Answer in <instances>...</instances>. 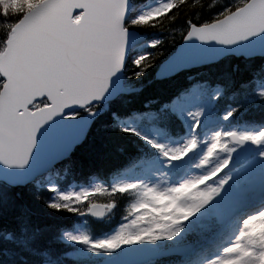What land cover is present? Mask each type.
<instances>
[{"label":"snow or ice","instance_id":"obj_1","mask_svg":"<svg viewBox=\"0 0 264 264\" xmlns=\"http://www.w3.org/2000/svg\"><path fill=\"white\" fill-rule=\"evenodd\" d=\"M262 5L264 0H241L231 7H225L216 19L207 23L196 25L189 22L184 39L195 38L203 43L214 41L216 44L227 46L259 36L264 33ZM180 6L182 5L174 6L165 15H172ZM118 7L97 3L96 0H45L44 6L34 18L11 39L7 52L3 53V58L0 60V130L5 145L11 143L15 146L21 160L19 168H24L28 163L38 130L45 123L70 105L83 107L93 101H99L109 88L110 78L121 71L126 49L127 27L138 26L137 20L140 15L125 26L123 21L126 15V0H123L122 12L117 11ZM114 12L116 23L122 29L119 35L122 58L118 70L111 71L108 68L109 57L102 51L104 26L101 20L107 21ZM22 16L23 14L0 17V20L18 24ZM204 27H211L213 33L208 36L199 35ZM228 34H234V38H226ZM7 39V34L0 35V41ZM159 43L156 41L151 46L156 47ZM134 64L140 69L136 76L142 75L143 71L151 66L150 59L145 56L136 59ZM259 95L264 97V91ZM37 113H46V118H38ZM230 115L231 113L224 118L228 119ZM221 135L234 137L238 141L234 146H240L246 142L252 144V139L256 135L264 136V130L239 135L234 131L217 132L204 152L206 157ZM147 142L158 151L162 148V145L155 144L151 140ZM189 143L195 144V140H190ZM233 151L235 147L228 149L227 154L230 156ZM261 155L264 156V153ZM228 163L229 160L224 159L219 167L206 177L202 185L218 175ZM227 182V179L221 180L211 190L213 194L196 206L183 222L208 205ZM179 186L178 184L173 190ZM117 193H123V189H119ZM48 207L56 209L57 205L50 203ZM258 216H264V210L248 216L242 223L246 224L250 219ZM180 231L178 226L166 239H173ZM238 241L237 235L234 242L224 247L222 252L230 253ZM75 242L82 241L77 239ZM138 242H140L139 238H134L124 245ZM154 242L156 241L150 243ZM259 251L256 250L257 254ZM211 264H215V260Z\"/></svg>","mask_w":264,"mask_h":264},{"label":"trees","instance_id":"obj_2","mask_svg":"<svg viewBox=\"0 0 264 264\" xmlns=\"http://www.w3.org/2000/svg\"><path fill=\"white\" fill-rule=\"evenodd\" d=\"M4 2L8 4L5 0H0V17L23 14L28 9V7L25 9H11L10 4L4 7ZM224 3L225 6H223ZM177 5L182 6L178 7V10L172 15L166 16L163 14L159 16L162 19L154 17L141 23L137 22L138 26L129 27L144 34H160L159 31H161L165 36L170 32L171 35H167L169 40L163 36L162 41L149 50L147 57L150 59L151 66L147 67L142 75L136 76L140 69L128 59L125 64L124 75L128 83L140 88V90L123 96L121 98L123 104H121V99L110 102L108 112L94 121L86 135V139L72 152L68 166L75 173L73 172V175L60 180L63 186L69 184L74 177L80 179L91 173L108 175L113 172L114 164L121 160L122 154L133 153L137 149H141L139 139L130 133L118 130L112 124L111 115H117L119 110L128 108L131 105L138 106L141 109V105L145 103L160 107L163 101H167L177 91L187 89L193 78H201L214 85L229 86L228 88L224 87L225 95L221 101L222 104L229 100L232 104L240 103L251 93L250 90L254 80L252 82L250 80L258 74L264 64V61L261 63L260 59L245 60L242 57L228 56L200 68L197 75L186 72L166 80H156L154 78L158 66L168 58L186 34L189 22L199 25L214 20L225 7H231L232 3H228L227 0H187L186 3L185 0H175L171 8ZM13 25L6 20H0V35L7 34L8 36ZM5 41H0V53L3 50ZM256 64L258 65L256 66ZM132 99H136L133 101L134 104L131 102ZM140 109L136 108V110ZM251 109L250 104H246L243 112ZM108 155L114 156L115 161H109ZM91 160L96 161V166L101 167L99 169L95 166L89 167L92 165ZM58 172H60V169H58ZM37 186L38 184L30 187H8L0 183V254L7 249L17 247L10 240L3 239L2 234H16L17 236L16 228L19 224L24 225L23 222L29 223L30 228H23L18 233L21 239L25 241L31 239V241H34V246H39L41 250L50 246L51 251H56L61 247L58 241L60 230L68 228L73 217L77 222L78 217L81 216L80 210L75 209L80 203H83L85 207L93 202L114 203L117 207H114L111 217L116 219L117 213L126 210L133 198L130 191H123L121 194L117 193L118 191H111L108 195L86 196L82 202H73L69 205H65L64 201L56 198L57 208L52 209L48 207L50 203L54 202L53 198L55 197H52V191ZM36 188L38 189L36 190ZM108 229L105 227L102 230H96L94 233L98 234Z\"/></svg>","mask_w":264,"mask_h":264},{"label":"water","instance_id":"obj_3","mask_svg":"<svg viewBox=\"0 0 264 264\" xmlns=\"http://www.w3.org/2000/svg\"><path fill=\"white\" fill-rule=\"evenodd\" d=\"M96 2L117 5L119 6L117 11L122 12L123 0H96ZM44 4L45 0L34 9L26 12L22 16L20 23L12 27L11 34L5 41V49L0 55V60L3 58V53L7 52L11 39L22 27L34 18L35 14ZM129 6L130 2L126 0V15L123 23L127 19ZM101 23L104 26V48L102 51L104 55L109 57L108 68L111 71H116L119 68V61L122 58L119 44V35L122 29L118 23H116L115 12L107 21L102 19ZM212 33L213 29L211 27H204L201 29L199 35L208 36ZM226 38H234V34H228ZM140 41V38H137L134 32L127 30L126 49L122 61V69L110 78L109 88L105 91L104 95L99 101H93L83 107L79 105H70L60 114L54 116L50 121L45 123L38 130L30 159L24 168H19L21 160L16 153L15 146L11 143L5 145L2 137V130H0V181L13 186L25 185L28 181H31L45 165L60 160L70 152L74 146L83 140L95 114L79 119H63V116L95 103L105 102L121 93L132 92L133 90L122 89L121 74L129 47L138 44ZM227 55L242 56L244 58L264 56V33L246 41L227 46L216 44L214 41L203 43L195 38L191 40L184 39L183 42L176 47L174 53L160 65L159 71L155 74V78L157 80L168 78L181 70L207 64ZM78 99H83V97H78ZM49 111H51V109H49ZM46 115V113H37V117L41 119L46 118ZM98 218H100V216Z\"/></svg>","mask_w":264,"mask_h":264},{"label":"rangeland","instance_id":"obj_4","mask_svg":"<svg viewBox=\"0 0 264 264\" xmlns=\"http://www.w3.org/2000/svg\"><path fill=\"white\" fill-rule=\"evenodd\" d=\"M5 1L8 4H6L4 2L3 3L4 7H7L10 4L11 5V9L12 8L25 9L27 7L29 9L31 6H34L35 4L39 3L41 0H5ZM168 1L169 0H153L152 2L148 3L146 6L141 7V9L139 11H136V17L140 15V18H144V17H148L150 15H154V14H156L158 12H161L162 10H164V9L167 8ZM238 1L241 2V0H238ZM227 2H229V0H227ZM137 5L138 6H141L142 3H138ZM225 5L226 4L224 3L223 6H225ZM132 27H135V26H132ZM132 30H134V31L137 32V30H135L133 28H132ZM159 32H160L161 39H163V36H165V35H163V33L161 31H159ZM169 34H167V35L169 36ZM167 35L165 37H166V39L168 38V40H169V37ZM183 40H184V37L182 38V40L180 42H178V44L175 46L174 50L176 49V47L178 45H180L183 42ZM152 41L153 40H150L149 39V41H147V43H151ZM147 43L145 42L142 45H136V46L133 47V51H134V53H136L138 55V57H141V56L147 54V51L142 52V50L145 48V46L147 45ZM174 50H173V52H174ZM169 56H168V58H169ZM168 58H166V59H168ZM261 90H264V86L262 87ZM196 94H197V97H198V101H200V93L199 92L198 93L196 92ZM135 100L136 99H132L131 102H133ZM188 101L191 103V105L195 109V111L189 112L188 109H187V107L181 106L182 114L184 115L183 119H185L188 122H193L197 118V116H198L197 113L200 114L205 109V107L202 106L201 102H196V96H192L191 100H188ZM95 107H96V105H95ZM204 127H205L206 131L208 130V132L206 133V139H207L208 143L210 144L211 141H212V139H213V137L216 135V133L220 131L219 125H216L215 123H212V122L208 121L205 124ZM241 133H255V132H254V130L241 129L239 131V134H241ZM152 138H153V140L155 142H159V138H158L157 133H154L152 135ZM188 143H189V138H187V139L184 140V148L187 147ZM162 145L165 147V152H164L165 159L163 161H167V160H169V158H172L173 157L172 156V151L170 150V145L169 144H162ZM107 158H108L109 161H112V162H114L115 159H116L114 156H109V155L107 156ZM223 160H224V155H222V156H220L218 158H215L214 161H213V163H212L211 169L217 167ZM91 164H92L91 166L88 165L91 168L93 166H95L98 169L101 167V166H99V167L96 166L97 165V162L94 161V160H91ZM247 171H249V172H248V174H246V177L245 178H249V177L253 176L252 173H250V172H252V169L247 170ZM247 171L244 170V169H242V171L239 172V174H244V172H247ZM117 182H119L120 184H122L123 181L122 180H117ZM87 191L88 190H76V191H74V193L75 194H79L80 192L86 193ZM155 191H158V190H155ZM160 195H163V194H154V196H153V198L155 200H157V203H160L161 202L159 199H162V196H160ZM142 226H143V224H141V227ZM128 228H130V230H127L126 236H128L132 240L136 236V234L138 233V230L136 229L137 228L136 226L135 227H132V228L131 227H128ZM131 229H133V230H131ZM141 229L144 232L148 231V227L147 226H144ZM118 232H123V228H120L118 230ZM69 235L70 234H68L67 236H69ZM124 236L125 235H122L123 238H124ZM76 238L77 239L82 238V234L80 233V231H77ZM144 238H146V237L144 236V237H142L140 239H144ZM116 244H117V242L116 243H113L112 246H115ZM80 249L83 250V252H81V253L84 254V255H87V253L91 252V251H88L85 248L84 245ZM92 252H96V250L93 249Z\"/></svg>","mask_w":264,"mask_h":264},{"label":"bare ground","instance_id":"obj_5","mask_svg":"<svg viewBox=\"0 0 264 264\" xmlns=\"http://www.w3.org/2000/svg\"><path fill=\"white\" fill-rule=\"evenodd\" d=\"M261 64V63H258ZM256 64V66L258 65ZM261 73V68L258 71L257 75H254L252 77V79L250 80L251 82L254 80V78H256L258 75H260ZM229 87V86H228ZM227 87V88H228ZM230 92V91H229ZM137 109H140V107H137ZM253 113L255 114H262L264 115V108H253L252 109ZM126 163V160L121 158V160L119 162H117L116 164H114V170H116L117 168L121 167L122 165H124ZM103 176V175H102ZM1 198H3L1 196ZM24 225L19 224L16 228L17 231V236L18 233L21 232L23 230V228H30V224L27 222H23ZM7 234V233H3L2 235ZM14 236H16V234H14ZM10 242H12L13 244H15L17 247L14 249H7L4 253L0 254V264H16L17 260H16V256L19 255L22 258H30L32 257V255L36 252L40 253L41 251L45 252L46 250H50V246L46 247L45 249L41 250L39 248V246H34V241H31V239L29 240H10Z\"/></svg>","mask_w":264,"mask_h":264},{"label":"clouds","instance_id":"obj_6","mask_svg":"<svg viewBox=\"0 0 264 264\" xmlns=\"http://www.w3.org/2000/svg\"><path fill=\"white\" fill-rule=\"evenodd\" d=\"M261 7L264 8V5H262Z\"/></svg>","mask_w":264,"mask_h":264}]
</instances>
